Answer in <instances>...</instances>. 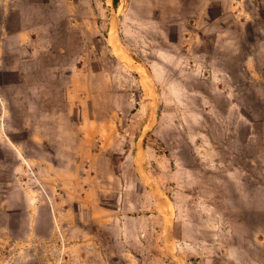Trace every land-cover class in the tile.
Segmentation results:
<instances>
[{"label":"rangeland","instance_id":"374dc122","mask_svg":"<svg viewBox=\"0 0 264 264\" xmlns=\"http://www.w3.org/2000/svg\"><path fill=\"white\" fill-rule=\"evenodd\" d=\"M115 1L0 0V264H264V0Z\"/></svg>","mask_w":264,"mask_h":264},{"label":"trees","instance_id":"16d2710c","mask_svg":"<svg viewBox=\"0 0 264 264\" xmlns=\"http://www.w3.org/2000/svg\"><path fill=\"white\" fill-rule=\"evenodd\" d=\"M117 1H118V0L115 1V7L117 6ZM187 263H188V264H191L189 260H187Z\"/></svg>","mask_w":264,"mask_h":264},{"label":"crops","instance_id":"0c3cea01","mask_svg":"<svg viewBox=\"0 0 264 264\" xmlns=\"http://www.w3.org/2000/svg\"><path fill=\"white\" fill-rule=\"evenodd\" d=\"M0 239H1V238H0ZM8 241H9V240H8ZM7 243H8V242H7ZM9 262H10V261H9ZM18 263H19V262H18ZM21 263H22V262H21ZM21 263H20V264H21ZM24 263H25V262H24ZM16 264H17V263H16Z\"/></svg>","mask_w":264,"mask_h":264}]
</instances>
